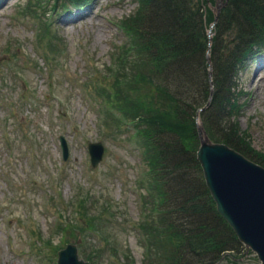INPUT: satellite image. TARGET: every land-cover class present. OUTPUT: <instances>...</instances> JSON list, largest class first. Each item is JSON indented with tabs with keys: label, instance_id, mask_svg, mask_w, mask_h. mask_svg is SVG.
Segmentation results:
<instances>
[{
	"label": "rangeland",
	"instance_id": "obj_1",
	"mask_svg": "<svg viewBox=\"0 0 264 264\" xmlns=\"http://www.w3.org/2000/svg\"><path fill=\"white\" fill-rule=\"evenodd\" d=\"M26 2L0 0V264H56L57 247L67 242L94 264H148L144 239L149 240L140 224L148 221L154 229L157 221L146 219L152 210L145 208V198L153 202L155 196L141 194L139 200L142 149L130 124L118 114V126L105 118L106 112H116L103 99L106 93L98 92L109 80L110 52L125 39L117 20L127 15L131 20L137 0H90L76 10L79 17L70 13L64 19L75 7L58 6L46 20L64 47L52 48L55 63L50 65L37 46V18L21 13ZM206 5L204 20L209 21L215 0ZM237 80L243 104L238 127L247 150L262 158L264 63L247 61ZM193 96L204 103L202 91ZM59 134L67 141L66 160ZM90 141L104 146L96 166L89 162ZM78 193L87 197L82 205L87 226L70 202ZM63 224L62 231L58 226ZM238 257L240 264H259L251 252Z\"/></svg>",
	"mask_w": 264,
	"mask_h": 264
},
{
	"label": "trees",
	"instance_id": "obj_2",
	"mask_svg": "<svg viewBox=\"0 0 264 264\" xmlns=\"http://www.w3.org/2000/svg\"><path fill=\"white\" fill-rule=\"evenodd\" d=\"M70 1L80 5L85 0ZM204 3L138 0L134 17L122 21L129 43L108 68L116 109L136 128L148 165L147 189L155 196L156 228L148 221L140 224L149 240L148 264H221L222 257L225 264H240L234 255L243 252L232 228L216 210L196 159L194 118L202 104L193 94L202 91L206 101L209 92L207 18L200 9ZM49 45L51 50L58 49ZM263 52L264 0H226L209 48L212 99L200 117L212 140L227 143L262 166L264 155L260 158L247 150L238 127L237 74ZM80 201L86 203L87 197Z\"/></svg>",
	"mask_w": 264,
	"mask_h": 264
},
{
	"label": "water",
	"instance_id": "obj_3",
	"mask_svg": "<svg viewBox=\"0 0 264 264\" xmlns=\"http://www.w3.org/2000/svg\"><path fill=\"white\" fill-rule=\"evenodd\" d=\"M207 60L209 62L208 57ZM210 98L211 94L203 108L209 104ZM197 132L199 146L196 157L218 212L232 227L239 241L255 252L260 264H264V167L225 143L211 141L199 123ZM60 140L65 157L66 143L62 136ZM89 148L91 162L95 165L101 159L103 146L94 142L89 143ZM57 264L90 263L78 258L76 246L69 243L58 251Z\"/></svg>",
	"mask_w": 264,
	"mask_h": 264
}]
</instances>
